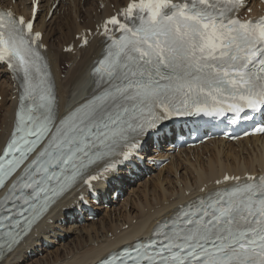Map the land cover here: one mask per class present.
I'll return each instance as SVG.
<instances>
[{
	"label": "snow or ice",
	"instance_id": "1",
	"mask_svg": "<svg viewBox=\"0 0 264 264\" xmlns=\"http://www.w3.org/2000/svg\"><path fill=\"white\" fill-rule=\"evenodd\" d=\"M241 6L127 0L101 26L94 91L66 113L49 82L41 32L34 31L40 0L27 18L0 11V62L22 82L14 130L0 150V253L15 251L77 183L92 188L120 162L132 163L169 117L264 113V17L241 19ZM231 179L239 181L223 178ZM100 264H264V176L181 205L147 242L109 253Z\"/></svg>",
	"mask_w": 264,
	"mask_h": 264
},
{
	"label": "bare ground",
	"instance_id": "2",
	"mask_svg": "<svg viewBox=\"0 0 264 264\" xmlns=\"http://www.w3.org/2000/svg\"><path fill=\"white\" fill-rule=\"evenodd\" d=\"M126 1L95 0L96 5L93 6L88 0H64V7L69 11L62 17L56 15L47 24L44 22V14L38 21V25L45 32L44 39L50 47V56L56 69L60 61L61 72L57 74V78L59 100L63 110L91 91L93 81L89 67L94 58L99 56L101 49L97 46V41H94L88 49L79 51L76 58L62 54V45L70 44L82 29L94 30L95 21L99 16L111 13V4L118 6ZM99 2L105 4V10H100ZM250 2H253L251 7L254 8L256 0ZM45 7L46 4L42 6ZM82 18L84 23L78 21ZM56 39L61 41L59 47L55 43ZM64 62H67L68 66L65 69L62 68ZM10 77L9 71L0 69V150L10 134L17 106V100L13 99L17 96V88L13 93ZM168 151L169 148H165V152L157 158L168 157ZM230 160L235 162L234 166L229 163ZM263 166L264 137L251 138L239 144L216 141L192 152L183 151L171 157L167 167L140 182L137 188H133V193L122 204L113 205L110 209L112 211L105 212L96 222H90L83 227H72V224L64 226L58 217L62 210L72 208L76 194L71 193L51 209L53 213L49 218L56 220L58 226L43 223L38 232L26 240L25 245L17 247L0 264H94L125 242L151 235L157 220L198 195L202 187L206 186L205 193L212 190L214 181L225 173L242 176L247 172L255 174ZM188 191L190 195L186 196ZM57 229L68 234L66 241L42 257L27 260V250L34 248L44 236L56 238Z\"/></svg>",
	"mask_w": 264,
	"mask_h": 264
},
{
	"label": "rangeland",
	"instance_id": "3",
	"mask_svg": "<svg viewBox=\"0 0 264 264\" xmlns=\"http://www.w3.org/2000/svg\"><path fill=\"white\" fill-rule=\"evenodd\" d=\"M88 2H90L93 6L96 5L95 0H88ZM99 5H101V2H99ZM99 13H100V11H99ZM80 22H81V23H84L83 21H80ZM232 161H233V160H230L229 163H230L232 166H234V165H235V164H234L235 162H234V161L232 162ZM232 163H233V164H232ZM151 185H153V184H151ZM137 187H138V186H137ZM137 187H136V188H137ZM129 209L132 210L131 206H129ZM128 211H130V210H128ZM112 220H114V218H113Z\"/></svg>",
	"mask_w": 264,
	"mask_h": 264
}]
</instances>
